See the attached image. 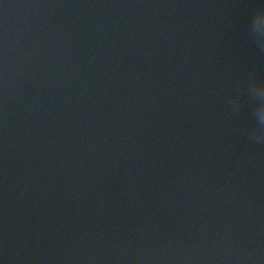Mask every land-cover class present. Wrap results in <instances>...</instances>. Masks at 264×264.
Returning <instances> with one entry per match:
<instances>
[{
  "label": "water",
  "instance_id": "obj_1",
  "mask_svg": "<svg viewBox=\"0 0 264 264\" xmlns=\"http://www.w3.org/2000/svg\"><path fill=\"white\" fill-rule=\"evenodd\" d=\"M262 6L0 0V264H264Z\"/></svg>",
  "mask_w": 264,
  "mask_h": 264
},
{
  "label": "clouds",
  "instance_id": "obj_2",
  "mask_svg": "<svg viewBox=\"0 0 264 264\" xmlns=\"http://www.w3.org/2000/svg\"><path fill=\"white\" fill-rule=\"evenodd\" d=\"M261 8H264V6H262ZM259 39L264 40V33L259 34ZM260 84H264V83H260ZM260 84H257L253 81L247 85V90H249V95L251 96L252 100L255 102L256 105L252 113L253 118L255 119V127L251 129L250 139L254 140L255 142L264 143V114H262L259 118H257V111L258 108L260 107V102L255 96L250 94V90L257 87Z\"/></svg>",
  "mask_w": 264,
  "mask_h": 264
}]
</instances>
